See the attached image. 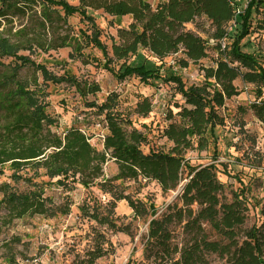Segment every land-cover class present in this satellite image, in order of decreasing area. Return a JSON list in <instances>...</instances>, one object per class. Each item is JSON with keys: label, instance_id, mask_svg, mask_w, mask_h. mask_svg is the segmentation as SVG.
I'll list each match as a JSON object with an SVG mask.
<instances>
[{"label": "trees", "instance_id": "16d2710c", "mask_svg": "<svg viewBox=\"0 0 264 264\" xmlns=\"http://www.w3.org/2000/svg\"><path fill=\"white\" fill-rule=\"evenodd\" d=\"M59 9L66 16L77 14L90 22L92 32L75 33L68 27L60 33V23L67 24V20ZM89 9L131 17L129 25L119 28L117 38H112V54L101 40V29ZM263 11L264 0H160L156 5L149 0H79L78 5L68 0H0V27L5 23L13 25L16 18L35 17L32 28L22 23L14 32L0 30V69H6L0 73V110L5 111L0 126V178L4 165L9 164L14 181L33 187L19 193L3 183L0 203H5L10 213L19 218L67 215L71 203L55 205L51 198L43 196V182L35 179L46 175L64 188L73 181L85 188L96 187L109 196L106 203L94 199L81 207L83 214L101 228L129 233L117 222L115 210L120 201H126L137 218L151 216L143 258L136 264H264V206L261 224L247 226L250 207L246 198L234 191L229 197L214 164L194 166L186 157L189 151L206 150L210 136L226 125L222 109L229 99L241 93L237 80L256 86L257 99L249 108L264 123V59L254 51H246L243 43ZM200 17L212 26L205 36L186 28V24ZM89 45L102 52L104 69L118 80L137 77L145 84L162 80L175 85L182 102H176L177 112L168 111L169 122L161 132L171 143L168 149L153 147L148 153L143 151L142 145L149 140L128 114L117 109L115 94H110L102 104H89L97 107L103 117L102 149L94 146L91 137L79 127L61 133L52 130L58 121L47 112L48 104L41 97L45 92L42 87L32 88L30 82L20 79L23 68L31 66L40 71L46 83L66 82L84 97L99 92L100 86L82 83L67 73L53 74L30 54L20 52L71 48V56L88 63L84 49ZM141 50L150 52L161 64H133L131 59ZM179 53L183 56L176 57L174 65L184 69L213 57V65H200V83L188 85L176 71L162 74L164 60ZM5 83L10 84L8 91L2 89L1 84ZM152 110L153 104L145 96L137 102L134 112L148 116ZM260 156L264 158V151ZM108 162L118 169L112 176L105 170ZM25 168L34 173H21ZM132 181L141 188L156 182L164 193L182 183L183 189L157 215L154 201L134 198L127 192L126 183ZM114 253L106 231L97 230L93 246L83 254L77 253L73 264H96ZM6 261L19 264L15 255Z\"/></svg>", "mask_w": 264, "mask_h": 264}, {"label": "rangeland", "instance_id": "374dc122", "mask_svg": "<svg viewBox=\"0 0 264 264\" xmlns=\"http://www.w3.org/2000/svg\"><path fill=\"white\" fill-rule=\"evenodd\" d=\"M78 5L79 0H68ZM156 5L160 0H149ZM60 10V9H59ZM95 18V23L101 29V40L108 46L111 53L112 38L116 39L118 29L127 27L132 21L130 16H111L102 10H88ZM67 24L59 25V32L65 33L70 27L71 31L78 33L85 30L92 32V25L79 15L66 16ZM2 21V20H0ZM35 17H23L15 20L13 25L3 24L0 30L10 33L20 28L22 23L31 26ZM4 23V22H3ZM186 28L207 35L212 31L210 21L204 17L197 18L195 22L186 24ZM244 49L256 52L264 59V11L259 14L254 23L253 32L244 41ZM71 48H60L49 52L35 50L21 51L56 75L69 74L75 76L80 82L98 84L100 91L87 96H82L75 87L68 83L55 84L43 81L40 71L27 66L20 71V79L31 83L32 88L42 87L45 93L41 95L47 103V112L57 119L58 123L52 130L59 133L70 127H79L91 137V143L102 149L100 135L105 131L103 117L98 114L97 107L89 104L96 102L102 104L110 94L117 95V109L125 112L133 120L134 126L145 134L149 143L142 145L144 152L151 148L162 147L168 149L171 143L161 136L166 124L169 110L177 112L176 102H182L181 96L176 93L175 85L162 80H154L145 84L137 77L118 80L113 73L104 69L105 58L102 52L93 45L86 46L85 63L76 55L71 56ZM214 53L211 52V56ZM183 56L182 53L174 54L164 60L162 74L167 75L172 71L180 74L188 84L200 83V65H213V57H207L197 64H190L188 68L174 65L175 58ZM215 56V55H214ZM6 63L9 59H4ZM133 64L144 63L148 67L160 65L155 57L146 50H141L138 56L131 59ZM118 68V65H114ZM6 69H0V73ZM9 83L1 84L2 89L8 91ZM241 93L229 99L222 113L226 116V125L218 127L213 136H210L209 147L204 151H189L186 157L194 166L214 164L219 179L227 186V194L234 191L242 194L250 207V216L247 226L260 225L263 216L261 208L264 206V158L260 153L264 151V123L258 119L249 105L257 99L256 86L236 81ZM12 85L11 87H13ZM264 93V87H263ZM149 97L153 110L148 116H139L134 112L137 102L143 97ZM5 111L0 110V126L3 125ZM98 124H101L99 126ZM107 175L112 176L117 172V166L108 162L105 166ZM40 174L44 172L39 170ZM23 174L32 175L34 170L25 168ZM10 165H4V175L0 178V185L5 183L21 193L32 190L33 187L24 181L16 182L11 178ZM43 182L44 195L52 199L56 205L70 202L71 212L67 215L57 214L53 217L42 215H27L19 218L10 213V208L5 203H0V264H9L6 260L13 255L19 264H73L77 253H85L93 246L94 235L97 230H105L107 237L112 242L115 253L103 257L96 264H136L143 258V247L148 231V222L151 216L137 218L126 201L117 203L115 210L118 224L124 226L129 233L113 232L101 228L95 221L83 214L81 207L90 200L98 199L103 203L108 202L109 196L101 193L96 187L85 188L80 183L70 182L68 188L59 186L56 179L41 175L35 179ZM134 198L151 199L157 206V215L162 213L166 206L177 199L183 189V183L177 189L167 193L162 192L156 182H149L142 188L136 182H127ZM3 198L0 187V200ZM156 215V216H157ZM214 258V257H213Z\"/></svg>", "mask_w": 264, "mask_h": 264}, {"label": "built area", "instance_id": "2783aa9c", "mask_svg": "<svg viewBox=\"0 0 264 264\" xmlns=\"http://www.w3.org/2000/svg\"><path fill=\"white\" fill-rule=\"evenodd\" d=\"M98 125L101 126V124H98ZM100 137L102 138V141H103L105 138L104 132L100 135Z\"/></svg>", "mask_w": 264, "mask_h": 264}]
</instances>
